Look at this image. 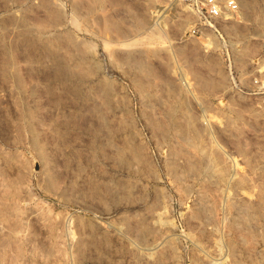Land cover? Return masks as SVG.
Returning a JSON list of instances; mask_svg holds the SVG:
<instances>
[{
  "label": "rangeland",
  "instance_id": "1",
  "mask_svg": "<svg viewBox=\"0 0 264 264\" xmlns=\"http://www.w3.org/2000/svg\"><path fill=\"white\" fill-rule=\"evenodd\" d=\"M217 2L0 0V264H264V0Z\"/></svg>",
  "mask_w": 264,
  "mask_h": 264
},
{
  "label": "built area",
  "instance_id": "2",
  "mask_svg": "<svg viewBox=\"0 0 264 264\" xmlns=\"http://www.w3.org/2000/svg\"><path fill=\"white\" fill-rule=\"evenodd\" d=\"M228 6L234 9L235 4L233 1H229ZM196 13L201 24H209V22L220 17L221 5L217 2V0H205L203 7L196 8ZM210 27L213 28L212 25H210ZM195 33L196 31L193 30L192 35Z\"/></svg>",
  "mask_w": 264,
  "mask_h": 264
}]
</instances>
